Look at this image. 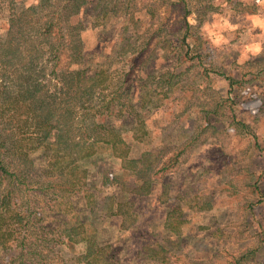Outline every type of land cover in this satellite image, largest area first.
<instances>
[{"label": "rangeland", "instance_id": "1", "mask_svg": "<svg viewBox=\"0 0 264 264\" xmlns=\"http://www.w3.org/2000/svg\"><path fill=\"white\" fill-rule=\"evenodd\" d=\"M121 1L115 12L89 0L71 20L85 26L88 72L109 67V87L124 75L126 85L132 83L135 117H125L126 105L108 124L128 143V156L139 161H123L116 146L96 143L93 156L74 164L84 175L75 173L79 189L71 193L59 190L57 170H45L39 186L55 188L32 196L40 220L30 225L37 243L27 248V264H264V140L255 127L264 123V80L248 74L264 66V57L248 59L253 49L243 53L238 47L244 32L223 35L221 29L229 22L241 27L245 15L223 24L208 17L205 45L189 38L185 47L166 39L167 28L178 27L169 19L181 18V4L156 8L157 0ZM234 1L224 0L222 8ZM254 2L264 9V0ZM9 10V2L0 0V36ZM67 60L64 50L59 65ZM174 74L180 82L166 85ZM245 87L253 98L241 94ZM147 151L151 159L144 158ZM33 157L43 169L42 154ZM18 166L13 160L11 169ZM75 226L77 234L70 230ZM91 246L97 253L83 258ZM15 256L11 248L2 261L19 264Z\"/></svg>", "mask_w": 264, "mask_h": 264}, {"label": "trees", "instance_id": "2", "mask_svg": "<svg viewBox=\"0 0 264 264\" xmlns=\"http://www.w3.org/2000/svg\"><path fill=\"white\" fill-rule=\"evenodd\" d=\"M7 1L10 10L5 31L0 36V264H10L3 262L2 257L11 248L16 251L18 263L27 264L31 253L27 248L37 243L30 225L35 218L36 222L40 220L36 217L32 196L38 191L45 192L47 187L55 188L52 184L42 187L40 183L39 186L40 176L46 173L45 170L52 174L57 170L62 179L60 191L78 190L77 182L84 172L79 170L81 176L76 177L75 173L80 172L74 170V164L79 159L93 156L92 146L96 143L111 144L114 149L116 146L123 161L138 162L128 156L130 147L123 136L108 124V118L119 117L114 112L121 111L126 105L129 112L125 117H135V112H131L135 106L130 98L132 83L126 85L125 75L109 87L105 82L110 75L109 67H97L90 74L84 64L81 31L85 26L79 18L75 23L71 18L77 17L89 0ZM157 1L156 8L165 3L174 6L183 3L182 0ZM95 2L101 10L110 7V11L116 12L122 1ZM187 13L189 10L183 6V19H175L172 23L177 21L178 27L173 28L185 31L183 34L175 38L166 32L170 45L172 40H177L188 47L186 38L190 24L185 19ZM151 15L156 17L155 9ZM64 50H67L68 60L60 66V54ZM140 54L138 51L130 59L136 60ZM147 58L150 54L145 62ZM206 69H202L204 74ZM179 76L166 77V85L179 83ZM138 136L134 130L132 139L136 140ZM38 153L45 159L43 169L36 168L33 155ZM144 155V158L152 157L148 151ZM13 160L20 168L11 169ZM66 173L70 176L63 180ZM79 228L75 226L70 230L77 234ZM95 253V248L87 247L83 258Z\"/></svg>", "mask_w": 264, "mask_h": 264}, {"label": "crops", "instance_id": "3", "mask_svg": "<svg viewBox=\"0 0 264 264\" xmlns=\"http://www.w3.org/2000/svg\"><path fill=\"white\" fill-rule=\"evenodd\" d=\"M182 5L184 6L185 10H189V13L185 15L186 21L190 24L186 42L189 38H196V42L193 39L192 45L195 43V45L204 46L205 42H203L202 39L203 35L206 36L204 33L205 31V25L204 22L208 19V17H212L213 20H216L223 24L224 22H227L228 18H236V15L243 14L245 15V19L248 21L244 24H241L242 26H238L236 22L231 23V25L226 27H223V35L227 33H232L233 31H236L237 29L239 31L244 32V39L239 40L238 47L242 50V52H245L246 48L253 49L252 55L253 57H247L248 59H260L264 57V17L261 16V11H264L263 8L258 9V4L254 2V0H235L233 2V5H231L229 8H222V6H227V4L224 3V0H195L194 2L190 0H182ZM233 1V0H231ZM196 4V8L192 9V4ZM239 6V8H236V6ZM191 6V7H189ZM185 12V11H184ZM184 16V15H183ZM183 16L182 19H183ZM176 18L173 17L169 19V21H174ZM181 20V18H178ZM168 20V19H166ZM169 31L170 35L172 37H176L178 35L183 34L185 31L181 30L178 31L174 28H167L166 32ZM215 33V32H213ZM211 34V33H209ZM202 38V39H201ZM206 40V39H204ZM232 43L234 41H231ZM189 44V43H188ZM190 45V44H189ZM246 64L249 62H254V60H242ZM264 66L258 67L256 71L249 72L248 74L252 73V76L255 78H259L264 80ZM259 72V76H256V74ZM263 72V73H261ZM208 75V74H207ZM262 123V122H261ZM261 123L255 125V127H258V133H259V140H264V123L261 125Z\"/></svg>", "mask_w": 264, "mask_h": 264}, {"label": "built area", "instance_id": "4", "mask_svg": "<svg viewBox=\"0 0 264 264\" xmlns=\"http://www.w3.org/2000/svg\"><path fill=\"white\" fill-rule=\"evenodd\" d=\"M241 94L245 95L247 98H253L255 96L249 87L243 88V90H241ZM251 112L255 113V108H252Z\"/></svg>", "mask_w": 264, "mask_h": 264}]
</instances>
